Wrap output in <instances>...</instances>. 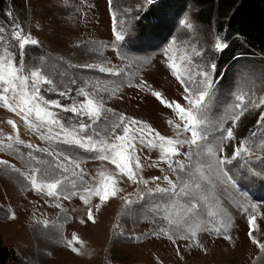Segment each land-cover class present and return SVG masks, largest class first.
Instances as JSON below:
<instances>
[{
    "label": "rangeland",
    "instance_id": "rangeland-1",
    "mask_svg": "<svg viewBox=\"0 0 264 264\" xmlns=\"http://www.w3.org/2000/svg\"><path fill=\"white\" fill-rule=\"evenodd\" d=\"M155 1L6 0L0 26L5 29L6 41L14 25H20L39 41L38 45L26 46L23 52L14 47V42L8 47L19 52L18 58L28 68L43 67L53 80L55 91L42 85L41 95L45 99L60 100L65 106L92 99L94 103L102 101L111 110L104 114L106 120L101 119L94 125L100 138H107L109 143L112 142L109 125L118 122L120 116L126 118L124 124L134 119L163 136L181 141L190 139V133L183 132V124L173 110L152 95L153 91H160L166 99L187 106L182 99L183 87L170 64L175 62L183 69L180 57L184 62L190 58L192 70L208 71V79L212 81L207 113L208 142H202V154L199 162L193 158L194 166L200 163L206 167L215 163L217 157L230 159L241 140L250 154H242L207 173L211 182L201 193V213L191 225L184 226L185 230L177 231L169 220L180 215L183 201H172L160 193L149 195L148 190L157 185L169 187L165 176L174 182L178 176L185 181L188 177L173 171L168 163L160 162L158 149L136 143L135 150L129 153L126 146L129 166L139 157L142 167L136 169L138 176L149 181L146 186L132 183L119 175L110 161L98 159V152L41 139L40 132L0 106V140L4 144L24 142V146L16 144L18 152L0 150V159L16 166L0 164V241L16 254V259L7 264H264V249L248 235L251 230L256 240L264 244V127L257 125L260 113L264 112V105H260L264 98V58L247 54L227 67L218 66L217 58L225 47L216 50L214 44L218 35L225 36V45L231 40L227 30L230 13L220 17L216 2L204 5L192 1L175 13H167L164 19L170 22L164 29L159 23L163 17L157 20L148 17ZM149 21H154L153 26L144 28ZM221 22L223 29L219 31ZM116 32L124 36L122 41L115 39ZM193 47L203 55L195 56ZM141 81H146L151 88L141 87ZM81 88L88 92L87 98L76 95ZM59 92L69 93V98L60 96ZM240 96L244 98L243 103L237 100ZM52 110L66 126L81 119L89 122L86 117ZM241 111L243 115L233 127L230 116ZM8 120H13L16 128ZM176 123L181 124L180 130L174 126ZM228 127H233L236 139L223 141V150L217 156L204 155L207 147L215 149L221 143V130ZM116 134H124L123 125L116 129ZM131 135L132 126H129ZM29 143L48 151L63 152L79 164V168L68 165L74 170L68 175L76 181L77 195L63 199L67 190L60 196H49L30 185L23 175L32 168L28 153L31 151L42 161H52L45 152L27 148ZM189 147L188 144L178 146L181 154L174 160L187 164L183 153ZM192 150L197 151L195 146ZM81 170L84 184L79 179ZM60 175L59 170H49L48 180L38 175L37 182L46 183ZM108 177L118 181L116 187L120 191L115 197L101 202L91 195L87 204L80 198L85 195V186L95 189L101 186L102 180L111 184ZM153 177L159 179L153 181ZM126 199L133 203L127 204ZM157 205H160L159 211ZM89 208L94 223L87 219ZM12 213H15L14 219ZM250 218H254L251 226ZM82 219L84 223L80 222ZM214 228L220 230L219 234ZM189 231L196 232L198 244L191 238H182ZM172 232L176 235L170 239ZM74 235L77 240L73 246L80 250L78 253L67 244ZM225 235L231 236V240L224 239Z\"/></svg>",
    "mask_w": 264,
    "mask_h": 264
},
{
    "label": "snow or ice",
    "instance_id": "snow-or-ice-1",
    "mask_svg": "<svg viewBox=\"0 0 264 264\" xmlns=\"http://www.w3.org/2000/svg\"><path fill=\"white\" fill-rule=\"evenodd\" d=\"M187 27L191 28V24H187ZM5 29L0 26V106L20 116L24 122L35 131L41 133V139H47L50 142L64 143L68 145H74L78 148L85 149L90 152H98V159L110 161L118 169V173L121 176L126 177L132 183H142L145 186L149 181L138 176L136 169H141L142 165L139 163V157H136L135 163L132 167L129 166V157L125 155V149L129 153L135 150V144L139 143L142 146H147L152 149H158L160 152V162L168 163L169 168L173 171L182 173L188 177L185 181L181 176L177 177V181L174 182L168 176L164 179L168 182L169 187H160L157 185L154 189H149V195H155L157 193L166 195L172 201H183V208L178 217L170 219L169 224L174 226L177 231L185 230V225H191L196 217L202 210L201 193L207 189L210 185V177L207 173L211 172L214 168H218L221 165L231 163L242 154H250V149L244 146V141L238 142L234 147L231 158L217 157L215 163H209L206 167L202 164H193V158L199 162L201 156L200 149L202 148V142H208V128H207V113L209 111L208 100L210 99V89L212 87V81L208 79V71L192 70V61L189 58L184 62V58L180 57L183 63V69L178 67L177 63L173 62L170 67L173 69V74L183 87L182 99L186 101L184 106L177 101H170L163 96L160 91H153L152 95L160 101L161 104L169 109H172L175 115L183 124V132L190 133V139L179 140L172 137H166L161 135L155 129L151 128L148 124L137 121L128 120L127 124H124L125 117L120 116L118 122H113L109 125L111 129V140L109 143L107 138H100L101 134L95 131L94 125L98 124L101 119H107L104 115L106 112L111 111L106 109L103 102H95L92 99H85V101L73 102L70 106H65L57 99H45L41 95L42 85L50 86L49 91H55V85L52 79L48 78L43 67L33 66L28 68L25 63L18 58L19 52H23L28 45H38L39 41L31 37L30 33H26L20 25H14L8 40H5ZM115 39L122 41L124 36L120 32H116ZM14 42V47L19 52H14L9 43ZM214 47L216 50H221L226 47L218 37L215 41ZM195 56L203 55L202 52L196 51L195 47L192 49ZM92 67V65H88ZM215 68V65L211 66ZM101 71L105 69L101 68ZM111 71V69H108ZM119 75V73H116ZM75 84V81H72ZM141 87L148 86L146 81H141ZM71 90H69L70 92ZM60 96L69 98V93L59 92ZM78 96L88 97V92L83 88L79 89L76 93ZM243 96L237 97L240 103H243ZM240 103L237 104V108L240 107ZM260 105H264V98H261ZM259 106V105H254ZM52 109H59L63 112H69L77 117L88 119V123H85L83 119L79 120L76 124L65 125V122L59 117L58 113ZM243 115L241 111L239 114L230 116L233 122V127L236 122L239 121L240 116ZM8 123L16 128V124L13 120H8ZM173 124V121H169ZM123 125L122 135L116 134V129ZM257 125L264 127V112L260 113L257 120ZM129 126H132V135L129 136ZM174 126L180 130L181 124L176 123ZM233 127H228L221 130V143L216 145V148L207 147L204 155L217 156V153L222 151L221 144L223 141H232L236 139L233 131ZM91 131V135L88 133ZM179 135V131L177 133ZM255 135V133H253ZM11 141V137L8 138ZM16 144L24 146L22 140L16 142H10L4 144L3 140H0V150H15ZM188 144L189 151L183 153L188 163L184 161L174 160L175 156L180 155L178 146ZM195 146L197 151H193L192 147ZM27 148L33 149L36 152H45L47 156L51 157V163L48 161H42L37 156L33 155L30 151L28 153L29 163L32 165L30 172H25L23 175L30 182V185L37 191L46 192L49 196H60L67 190V195L63 196V199H70L72 196L77 195L74 189L77 187L76 181L70 179L68 173L74 171L68 167L69 164H74L75 168H79V164L76 163L72 157L66 155L60 151H48L42 149L39 146H33L31 143L26 145ZM19 154V153H18ZM67 162V163H66ZM0 164L8 165L15 168V165H10L7 160L0 159ZM175 164V167L173 165ZM47 165V167H43ZM49 170H59L60 177H54L49 182L38 183L37 176L43 177L48 180ZM19 172V169H16ZM199 173V174H198ZM101 177L104 173H100ZM79 179L84 184L83 171H80ZM159 177H153V181L158 180ZM111 184L101 181V186L95 189L84 187L85 195L80 198L87 204L89 202V196L95 195L101 202L106 201L111 197H115L120 189L116 187L118 181L112 177H108ZM71 186L70 188L68 186ZM127 204L133 203V201L126 199ZM60 207V205H57ZM160 205H157L159 211ZM11 218H15V213L11 214ZM88 221L95 222L92 209L89 208L87 213ZM84 223L82 219L80 221ZM254 223V218L249 219V225ZM47 225V222H45ZM219 234V229L214 228ZM176 235V232L169 233V238L172 239ZM253 243H256L260 248L264 249V244H261L252 235L250 230L248 233ZM184 239L191 238L197 244L195 240L196 232L189 231ZM224 239L231 240V236L225 235ZM77 240L74 235L71 240L67 241L69 247L73 252L78 253L80 250L74 247L73 244Z\"/></svg>",
    "mask_w": 264,
    "mask_h": 264
},
{
    "label": "trees",
    "instance_id": "trees-1",
    "mask_svg": "<svg viewBox=\"0 0 264 264\" xmlns=\"http://www.w3.org/2000/svg\"><path fill=\"white\" fill-rule=\"evenodd\" d=\"M192 1L204 5L216 2L220 17H227L230 13L227 30L231 36L236 35V37L231 38L220 52L217 58L218 66L227 67L234 64L240 56L247 54L264 58V0H156L148 10L149 20L163 17L159 22L160 28L167 29L170 21L164 19V16L170 11L177 12L184 4ZM5 8L6 0H0V15ZM153 22L149 21L144 28L153 26ZM222 29L221 22L218 30ZM15 259L14 249L3 245L0 241V264H7Z\"/></svg>",
    "mask_w": 264,
    "mask_h": 264
},
{
    "label": "bare ground",
    "instance_id": "bare-ground-1",
    "mask_svg": "<svg viewBox=\"0 0 264 264\" xmlns=\"http://www.w3.org/2000/svg\"><path fill=\"white\" fill-rule=\"evenodd\" d=\"M218 37L221 39L222 43L224 44V40H223V38H224L225 36H224V35H218L217 38H218Z\"/></svg>",
    "mask_w": 264,
    "mask_h": 264
},
{
    "label": "water",
    "instance_id": "water-1",
    "mask_svg": "<svg viewBox=\"0 0 264 264\" xmlns=\"http://www.w3.org/2000/svg\"><path fill=\"white\" fill-rule=\"evenodd\" d=\"M234 37H236V35H232V36H231V38H234Z\"/></svg>",
    "mask_w": 264,
    "mask_h": 264
}]
</instances>
